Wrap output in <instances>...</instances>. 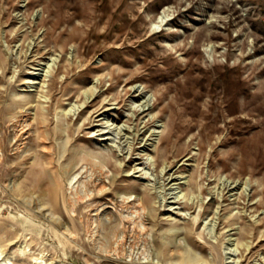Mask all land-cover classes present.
Instances as JSON below:
<instances>
[{
  "label": "rangeland",
  "instance_id": "374dc122",
  "mask_svg": "<svg viewBox=\"0 0 264 264\" xmlns=\"http://www.w3.org/2000/svg\"><path fill=\"white\" fill-rule=\"evenodd\" d=\"M0 264H264V0H0Z\"/></svg>",
  "mask_w": 264,
  "mask_h": 264
},
{
  "label": "bare ground",
  "instance_id": "6f19581e",
  "mask_svg": "<svg viewBox=\"0 0 264 264\" xmlns=\"http://www.w3.org/2000/svg\"><path fill=\"white\" fill-rule=\"evenodd\" d=\"M143 107H145V106H143ZM74 110V109H73ZM79 110V108H75V111H74V113L73 114H76L77 113V111ZM143 110V109H142ZM68 112H71V111H68ZM26 127H27V129H26ZM26 127H25V129H24V132H26V131H28L29 129H30V125L29 124H27L26 125ZM21 132H23V131H21ZM98 132V135H105V134H108V132L107 131H102V130H100V131H97ZM44 133L43 132H41L40 133V135H43ZM108 137V136H107ZM109 138H110V136H109ZM49 138L47 137V136H45L44 135V137H43V139L40 141V143L39 144H43V148H42V154L43 155H49L50 153H51V150L50 149H47L44 145L46 144V142L44 141V140H48ZM168 177H170V176H168ZM171 178V177H170ZM179 179V178H178ZM53 180L56 182V179L53 177ZM168 180V179H167ZM174 180V179H173ZM172 181V180H171ZM176 184H177V182H176ZM95 185V184H94ZM165 186V185H164ZM178 186V185H177ZM101 188L103 187V186H100ZM104 188H105V186H104ZM177 188V187H176ZM98 190V189H97ZM102 191V189H100L99 190V192H101ZM91 196V195H90ZM96 196V195H95ZM135 199V198H134ZM133 205L134 206H136V207H139V208H143V206H144V203L141 201H138L137 199L136 200H133ZM132 207V206H131ZM136 207H135V209H136ZM138 208V209H139ZM131 213H132V211H131Z\"/></svg>",
  "mask_w": 264,
  "mask_h": 264
}]
</instances>
